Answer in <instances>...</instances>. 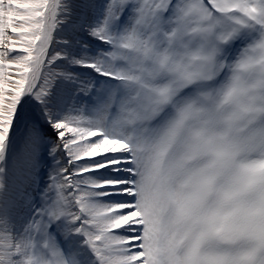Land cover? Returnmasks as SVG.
Instances as JSON below:
<instances>
[{
    "label": "snow or ice",
    "instance_id": "1",
    "mask_svg": "<svg viewBox=\"0 0 264 264\" xmlns=\"http://www.w3.org/2000/svg\"><path fill=\"white\" fill-rule=\"evenodd\" d=\"M0 264H264V0H0Z\"/></svg>",
    "mask_w": 264,
    "mask_h": 264
}]
</instances>
